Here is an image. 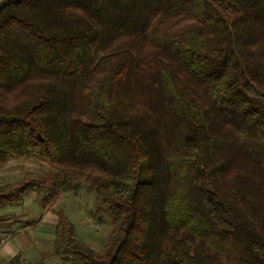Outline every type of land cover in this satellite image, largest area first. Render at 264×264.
I'll return each instance as SVG.
<instances>
[{"label": "trees", "instance_id": "1", "mask_svg": "<svg viewBox=\"0 0 264 264\" xmlns=\"http://www.w3.org/2000/svg\"><path fill=\"white\" fill-rule=\"evenodd\" d=\"M72 8L90 21L58 18ZM154 60L159 164L134 104ZM13 157L56 171L2 186L0 210L31 192L78 195L80 177L112 218L100 255L59 215L55 249L74 263L264 264V0H0V161Z\"/></svg>", "mask_w": 264, "mask_h": 264}, {"label": "rangeland", "instance_id": "2", "mask_svg": "<svg viewBox=\"0 0 264 264\" xmlns=\"http://www.w3.org/2000/svg\"><path fill=\"white\" fill-rule=\"evenodd\" d=\"M58 18L63 19L64 22L68 21L67 24L73 28L84 26L91 19L90 17H88V14L85 13V11H79L75 8L68 9L66 11L63 10V14L59 15ZM185 22L186 20L180 21L178 23L170 22L167 23L166 26L169 27L173 25L174 27H177L179 25H184ZM145 50H147L145 52L146 54H150L151 50L155 51L151 46H148ZM164 61L166 62V66L171 65V72L177 86L184 89H187L189 87L192 88V86H195L194 84L196 82L193 81L192 77L187 75V72L184 69H181L175 61L168 59L167 56H165ZM157 63L158 62L156 60L152 61L151 68L149 69L150 72L148 84L140 91L143 94L142 96H134V104L136 105L135 112L142 113L146 111L148 113V116L150 117V119L146 120L145 124H143V128L146 130L149 138L148 144L150 146L151 155L154 157L155 163L159 164V159L165 154L161 144V142L163 143L161 136H159L155 131V127H157L155 123L158 122L160 110H156L157 103L154 98L156 90L155 88L150 87V84L155 82L156 80L155 75L158 73ZM123 90H125L124 86H122V88L120 87L119 92H122ZM137 92L139 93L138 89ZM194 93V96L197 98V100L199 99L201 104L206 102L207 98L204 95L205 91L203 87L195 86ZM214 125H216L218 129L219 135L223 134L224 131L231 129L230 125L229 128H227L226 123L221 120L215 121ZM223 152L224 151H220V153ZM237 152L238 151H236L235 149H230V151H228L233 160L235 159ZM239 165L240 169L244 170L246 169V165H249V163L240 162ZM54 171L56 170L49 164L42 162L36 157H13L5 161H0V189L6 184L18 183L30 178L44 180L45 183H48L52 181L54 177ZM233 172L234 169L231 171L229 170L226 175V179L231 180V178L229 177ZM79 179H81V181L85 184V187L82 191L79 192L78 195H75L73 192H69L58 194L52 198L45 199V194L31 192L27 196H29L32 203L27 204H29L31 209H36L35 213H32V215H39H36L34 217L32 215L26 214V212H24L23 210H17L16 208H14V206H8L4 209H1L2 211H0V221L10 219V216L7 217L6 215L12 213V216L15 217L18 215H24L22 218L24 220L21 221L26 224L31 223L33 219L38 218L41 215V219L38 218V221L40 222V220H42L43 218H47L48 226L52 227L54 226L53 224L57 222V216L59 217V215H63L65 224L63 225L64 228L62 227V233L66 234L65 231L68 230L70 226H73L72 234L80 241V243L84 247L93 249L97 254H104L108 245V241L111 238L114 224L112 218L107 212L100 213L98 211V200L95 194L87 188L88 182L83 180L85 178L75 177L74 182L80 181ZM259 199L260 203L264 207V175L262 179ZM30 211L32 212V210ZM51 219H53V221ZM22 224H20V227L23 226ZM56 239L57 229L56 237L53 243L49 241L47 243H52L51 248L53 252H49L48 250L43 249L44 251L41 250L40 258L28 264H77L69 258H64L66 257L65 254H63L66 249L65 245H59L57 249H55ZM37 243L41 244L40 241H37Z\"/></svg>", "mask_w": 264, "mask_h": 264}, {"label": "crops", "instance_id": "3", "mask_svg": "<svg viewBox=\"0 0 264 264\" xmlns=\"http://www.w3.org/2000/svg\"><path fill=\"white\" fill-rule=\"evenodd\" d=\"M27 203H32V201L26 195L24 203L21 206H14V208L20 211L23 210L28 215H32L36 209H31ZM12 215V213L8 214L6 216H10V219L0 221V264H6L18 255L23 259V264H28L38 260L43 249L53 252L51 244L56 237V229L59 222L58 216L57 222L53 224L54 226L49 227L47 218H43L40 222L38 221L41 215L33 219L31 223L26 224L22 222L24 215H18L16 217ZM51 220L53 221V219ZM20 224L23 226L20 227ZM37 241H40L41 244H38ZM48 241L52 243L47 244Z\"/></svg>", "mask_w": 264, "mask_h": 264}]
</instances>
